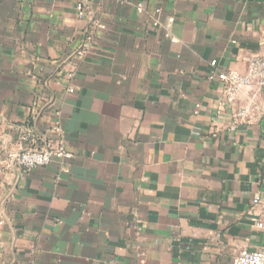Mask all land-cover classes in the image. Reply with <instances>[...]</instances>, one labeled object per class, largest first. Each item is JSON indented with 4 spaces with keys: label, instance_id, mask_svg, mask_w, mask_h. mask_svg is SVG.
<instances>
[{
    "label": "crops",
    "instance_id": "1",
    "mask_svg": "<svg viewBox=\"0 0 264 264\" xmlns=\"http://www.w3.org/2000/svg\"><path fill=\"white\" fill-rule=\"evenodd\" d=\"M122 1L0 0V264L264 250V88L228 107L206 79L264 56V0ZM233 109L248 118L230 130ZM55 127L72 159L23 173V130Z\"/></svg>",
    "mask_w": 264,
    "mask_h": 264
},
{
    "label": "built area",
    "instance_id": "2",
    "mask_svg": "<svg viewBox=\"0 0 264 264\" xmlns=\"http://www.w3.org/2000/svg\"><path fill=\"white\" fill-rule=\"evenodd\" d=\"M127 2L123 0L121 3ZM138 12L142 11L141 4L136 6ZM76 14L78 18L84 17L83 4L77 3ZM156 14L160 10L155 11ZM173 19H168V27L172 24ZM158 22L154 21L153 26H157ZM103 28V26H99ZM214 67V64H212ZM71 77V74L69 75ZM207 81L218 82L223 86V106L232 107L235 102L236 94L243 88L258 87L264 88V56H251L246 60V70L244 73H239L233 70L225 72L211 71L207 76ZM232 121L230 130H234L238 124L245 123L248 118L247 109H233ZM54 133V138L38 142L36 137L28 130L24 129L20 135V151L12 156L13 162L22 170L23 173H28L34 169L47 167L52 164H64L72 159V154L66 149L63 142V134L58 127L51 130ZM251 204L254 207L262 206L264 202L261 195H256L252 198ZM263 220L256 222V227H263ZM231 264H264V250L249 251L241 250L235 256Z\"/></svg>",
    "mask_w": 264,
    "mask_h": 264
}]
</instances>
